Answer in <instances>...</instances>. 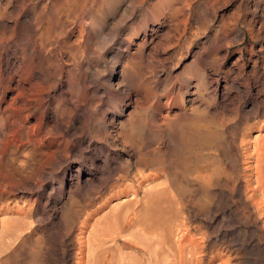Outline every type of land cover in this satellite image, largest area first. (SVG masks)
<instances>
[{"label":"bare ground","instance_id":"bare-ground-1","mask_svg":"<svg viewBox=\"0 0 264 264\" xmlns=\"http://www.w3.org/2000/svg\"><path fill=\"white\" fill-rule=\"evenodd\" d=\"M263 38L264 0H0V264H70L83 213L74 264H237L163 216L257 225Z\"/></svg>","mask_w":264,"mask_h":264},{"label":"rangeland","instance_id":"rangeland-1","mask_svg":"<svg viewBox=\"0 0 264 264\" xmlns=\"http://www.w3.org/2000/svg\"><path fill=\"white\" fill-rule=\"evenodd\" d=\"M246 41H247V37L245 38L244 43L242 42L240 44L239 43L232 44L230 47L231 51H233V50L236 51L240 46H244ZM248 51L252 52L251 56H252L253 60H258V57L260 55H264V38L258 40L257 42L248 43L247 47H243V52H244L245 56H247ZM247 66H248L247 70H249L250 64H248ZM258 133L259 132L253 130L251 132L252 138L257 136ZM240 165H241L240 168H244L246 166V162L240 161ZM254 178H255V176L252 174L251 175L252 184H254ZM241 179H242L241 180V190H242L243 197L246 199L248 198L247 199L248 204L250 206V210L253 212V214L257 220V223H256L257 225H254L251 222V218L250 219L249 218H239L238 216H227V217L222 218L221 216L217 215L216 218L214 217V219H213V217H211L210 214H208V215H197L194 217H187V216L182 214V216H180L176 220H174V223H178L179 225L174 224L172 226L170 224V221L172 220V218L168 217L167 215H164L163 216L164 226L166 227V229H172V232L174 233L175 236H176V233H179V234L189 233L190 235H192L194 237L196 236L197 242L204 241V244H206V245L208 244L209 239L214 240V239H216L217 235L224 234L228 231L227 232L228 234H226L222 243L220 241H217V244H219V245H216V246H218L217 252H220V254L222 253V255L224 257H227V256L231 257L235 254V252H238V255L234 259H232V261H231L233 263H237V264H264V252L260 249L261 246L258 249L255 247H253L251 249L250 248V247H252V246H250L251 244L247 243L250 241L248 239V236L250 235L251 231L255 230V228L258 227L264 231V207H259L255 203L256 199L258 200V198H257L258 195L255 194V195H257L256 199H255V197L252 198L251 197V191L244 186L243 177ZM128 182H130V181H128ZM115 201L116 200L112 201L111 206H116ZM24 202L27 203L30 201H29L28 197L26 195H23L22 193L18 192L16 194H4V198L0 201V206L11 207L15 204L22 205V204H24ZM100 203H101V200H97L95 203H93V205L87 207L85 210L89 211L90 209H93V207L96 208L97 206L100 205ZM253 205H255V206H253ZM101 214H103V213L102 212L99 213L97 215V217H99ZM83 216H85V213H83V215L81 217H79V221H77L76 225L72 228V230L70 232V239H71V246H70V250H69V253H70L69 262H70V264H74L76 252L78 250L77 249V247H78V244H77L78 239L77 238L80 237L79 225H80V221L82 220ZM85 233H84V238H90L88 231H85ZM206 235H209L210 238L208 237L205 239V237H207ZM232 236H233V238H232ZM74 237H76V238H74ZM55 240H56V243H51V245L48 248V253L50 254V256L54 255L55 249H57V247H58V245H57L58 238H56ZM242 247H244V248H242ZM247 249H248V251H247ZM206 250L208 251V248ZM239 255H241V256H239ZM47 264H52L51 258L48 260Z\"/></svg>","mask_w":264,"mask_h":264}]
</instances>
